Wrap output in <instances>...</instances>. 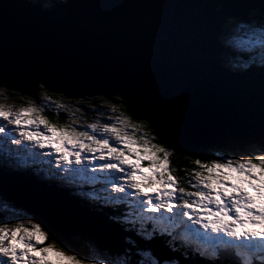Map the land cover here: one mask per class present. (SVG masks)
Masks as SVG:
<instances>
[{
  "label": "snow or ice",
  "instance_id": "snow-or-ice-1",
  "mask_svg": "<svg viewBox=\"0 0 264 264\" xmlns=\"http://www.w3.org/2000/svg\"><path fill=\"white\" fill-rule=\"evenodd\" d=\"M22 7L31 19L52 20L78 5L26 0ZM195 7L205 12L198 29L210 63L228 68L242 82L232 103L249 138L220 151L193 149L187 157L191 167L181 168L173 157L182 148L141 118L155 123L151 113L135 111L125 87L115 89L121 103L100 100L112 112L124 104L129 108L81 130L43 115L52 98L41 100L37 92L52 87L47 79L32 81L35 99L25 97L16 106L2 101L14 91L21 95L24 86L0 76V187L27 173L29 144L51 148L58 178L106 209L104 230L114 237L85 233L71 222L56 224L34 209L15 211L20 206L0 195L13 209L10 216L0 214V264H264V0H203ZM24 31L34 28L28 23ZM242 50L249 52L243 68L235 60ZM7 57L5 34L0 69ZM78 178L92 191H83ZM77 236L88 242L91 254L68 242Z\"/></svg>",
  "mask_w": 264,
  "mask_h": 264
},
{
  "label": "water",
  "instance_id": "water-1",
  "mask_svg": "<svg viewBox=\"0 0 264 264\" xmlns=\"http://www.w3.org/2000/svg\"><path fill=\"white\" fill-rule=\"evenodd\" d=\"M201 2L76 0L78 7L69 13L35 20L22 7L26 0H0V59L5 34L8 41L0 76L23 85L22 94L30 96L31 82L44 79L52 85L48 91L73 99L116 100L115 89L125 87L135 111L151 113L155 123L141 118L163 129L182 150L242 143L249 137L232 103L242 82L228 68L210 63L198 29L205 12L195 5ZM28 23L34 28L30 34L24 31ZM19 178H8L0 194L56 224L71 222L114 240L104 230L105 218L79 199L66 198L68 190Z\"/></svg>",
  "mask_w": 264,
  "mask_h": 264
},
{
  "label": "rangeland",
  "instance_id": "rangeland-1",
  "mask_svg": "<svg viewBox=\"0 0 264 264\" xmlns=\"http://www.w3.org/2000/svg\"><path fill=\"white\" fill-rule=\"evenodd\" d=\"M41 91H43V90H41ZM41 91H38L37 95L42 100V99H44L45 95H48V94L44 93V91L43 92H41ZM50 96L52 98V103L49 105V108H51L52 111L53 110L55 111V112L50 111V113H51V115L55 116L58 119H62L63 116H64V114L67 115V112L64 109H57V107H56V104L57 103L67 105V108L72 109V112L73 111L74 112L78 111L77 109H79V110H86L87 113H89L91 115H96V111L97 110H96V107H94V105H97L100 109H103L104 110L103 115H102V118H105L106 116L109 117L110 113L112 112L110 110V106L108 104H106L103 100H102L103 102L100 101V99H98V100L95 101V99L98 98L99 96H95V97H93V98H91L89 100H84V99L81 100V98H79V99L75 98V100H73L72 103L66 102L65 101L66 99H59V98H56V97H54L52 95H50ZM85 101H87V103H85ZM2 102H6V103H9V104H13V105L19 106V104L25 103L26 100L25 99L19 100V99L9 98V99H7L5 101H2ZM36 102L39 103L40 101L37 100ZM114 113H115L114 115L117 114L116 112H114ZM43 115H45V114L43 113ZM79 117H81V115L77 114V112H76V119L75 120L72 119L71 122H68V123H73L77 127H82V128H86L87 129L86 126H88L91 123H88L87 125H85L84 124L85 122L82 121V120H79ZM92 118H93L92 123H94L97 120H99V118H96L95 116H92ZM57 123L58 124H61V125L65 124V122H62L61 123L60 121H58ZM25 143H26V141H25ZM36 149H39V148L37 147ZM214 150L220 151L219 149H214ZM40 152H44L47 156H49L48 161L50 162L51 167H53V170L50 172L51 175H52L51 178L57 179L59 177V174L56 173V171H55L56 165H55V154H54V150L51 149V148L46 147L44 149H40ZM34 153H37V152H34ZM50 153H52V155H49ZM26 154H28V153L26 152ZM34 160H35V158L33 157V159L30 160L29 164L30 165H34V163H36ZM32 161L34 163H32ZM37 176H38V178H41V177L43 178V176L40 175L39 173H38ZM83 182L84 181L79 180V178L77 179V184H81ZM83 184H84L83 191H85V190H87L86 188H88V184L87 183H83ZM66 186H67L66 190H68V192L70 194H72V195L75 194L76 196L80 197L81 199L84 198L86 200H87V197H89V196H83V195H81V190L78 187H76V186L68 185V184H66ZM100 189L101 188H98L97 190H100ZM251 190L252 189H249V191H251ZM85 192H87V191H85ZM99 194L101 196L104 195V193L102 191H100ZM3 195H5V194H3ZM21 208L19 207V208L15 209V211H21V210L24 211V208L23 207H21ZM99 209H102V208H99ZM3 212L5 214H7V215L10 216L12 214V212H13V209L11 208L10 205H8L4 201L0 200V213H2L3 215H5ZM49 242H51V240H49ZM90 254H91V252H90Z\"/></svg>",
  "mask_w": 264,
  "mask_h": 264
},
{
  "label": "trees",
  "instance_id": "trees-1",
  "mask_svg": "<svg viewBox=\"0 0 264 264\" xmlns=\"http://www.w3.org/2000/svg\"><path fill=\"white\" fill-rule=\"evenodd\" d=\"M241 53L242 54H245L246 53V51H241ZM239 55V57L241 58V59H243V57H241V54H238ZM242 66V65H241ZM42 90V89H41ZM38 93V92H37ZM46 94H48V95H52V96H54V97H56V98H59V99H68V98H66V96L64 95V94H62V93H56V92H50V91H48ZM25 97H32V96H30V95H23V94H21V95H16L15 94V92H13V95H12V97L11 98H14V99H19V100H21V99H25ZM32 98H34L35 99V97H32ZM98 99H100V96L98 97V98H96L95 99V101L96 100H98ZM105 100H107L106 98H105ZM100 101H102V100H100ZM104 101V100H103ZM102 101V102H103ZM70 103H71V101H70ZM116 103V102H115ZM118 103V102H117ZM97 104V103H96ZM73 107V106H72ZM53 108V107H52ZM48 109H50V111H52V109L51 108H49L48 107ZM77 109V108H76ZM126 109V107L123 105V107H119L118 108V110L116 111V115H119V114H121L124 110ZM64 110H66V112H67V115H66V117L64 118H62V119H58V118H56L55 116H53V115H51V113L47 110L45 113H46V117L49 119V120H51V121H56V122H58V121H60L61 123L62 122H65V123H68V122H71L70 120H75L76 119V112H77V114H79V115H81V117H79V120H82V121H86V122H88V123H92V121H93V118H92V116H95L96 118H99V121L101 122V123H105L106 121H109V118H107V119H105V118H102V115H100V113L98 112V111H96V113H97V115H91V114H89V113H87V111L86 110H79V109H77L78 111H76V112H72V109H69V108H65ZM52 112H55L54 110L52 111ZM116 115H114L113 114V117H115ZM146 122V121H145ZM147 123V122H146ZM82 130V129H81ZM146 130H148V131H151V129H146ZM214 149H201V150H196V151H213ZM216 151V150H215ZM191 152V154H195V152H193V151H186V150H182V152L179 154V155H177V156H174L173 157V164H174V166H179V167H191V165L188 163V161H187V157H188V155H189V153ZM183 173H181V175H182ZM96 187V189L98 188V185H96L95 186ZM87 190V192H91L92 191V186L91 185H88V188H86ZM105 211H106V209H105ZM4 213V212H3ZM5 214V213H4ZM5 216H9V215H7V214H5ZM78 237V236H77ZM75 240H73L72 242H71V244H72V246L73 247H75V248H79L81 251H83V252H88V254H90V252H91V250H90V246H89V244L87 243V241L86 240H82V239H80V238H74Z\"/></svg>",
  "mask_w": 264,
  "mask_h": 264
},
{
  "label": "bare ground",
  "instance_id": "bare-ground-1",
  "mask_svg": "<svg viewBox=\"0 0 264 264\" xmlns=\"http://www.w3.org/2000/svg\"><path fill=\"white\" fill-rule=\"evenodd\" d=\"M9 127H11V126H9ZM24 143H25V142H24ZM26 144H28V143L26 142ZM29 148L34 150V148H32V147H30V146H29ZM34 161L36 162L37 160L35 159ZM37 175H38V173H37ZM41 178H42V177H41Z\"/></svg>",
  "mask_w": 264,
  "mask_h": 264
}]
</instances>
